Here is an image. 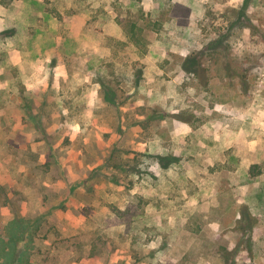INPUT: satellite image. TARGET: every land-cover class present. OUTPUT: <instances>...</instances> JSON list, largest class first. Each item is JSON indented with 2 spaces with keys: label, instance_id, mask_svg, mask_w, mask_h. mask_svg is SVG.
<instances>
[{
  "label": "rangeland",
  "instance_id": "374dc122",
  "mask_svg": "<svg viewBox=\"0 0 264 264\" xmlns=\"http://www.w3.org/2000/svg\"><path fill=\"white\" fill-rule=\"evenodd\" d=\"M0 138V264H264V0H0Z\"/></svg>",
  "mask_w": 264,
  "mask_h": 264
},
{
  "label": "crops",
  "instance_id": "0c3cea01",
  "mask_svg": "<svg viewBox=\"0 0 264 264\" xmlns=\"http://www.w3.org/2000/svg\"><path fill=\"white\" fill-rule=\"evenodd\" d=\"M9 125H13V127L16 129V126L18 125V128L20 129V133L22 134L21 136L24 137V142L22 143L17 137H5V141L6 143H12L14 147H16V150L14 149L15 152L13 151H7L4 153V156L6 158H4V161H6V164L3 166L5 167V171L9 172L8 169V164L10 163V161H14L16 158V153L21 151H24L25 149L28 148L29 143L33 144L36 143L37 147L40 149L41 147H52L53 151H56L58 149V147L60 148L59 144H53L50 140V137L53 135H56L57 132H59V130H66V128L68 127V124H41V129L43 131L42 135H39L38 137L33 136V134L31 132L27 133L24 130V125L22 124H9ZM14 129V130H15ZM1 141V138H0ZM9 144V145H10ZM18 145V146H17ZM18 147V148H17ZM55 153V152H52ZM3 164V163H2ZM15 165H17L18 163H14ZM20 168L22 169V165H20ZM23 170V169H22ZM20 171V170H19ZM24 171V170H23ZM6 176V178H4L5 180H3V183H7L8 185H10V181H11V175L10 174H4ZM25 203V202H24ZM28 205V204H27ZM26 209H29V207L27 206Z\"/></svg>",
  "mask_w": 264,
  "mask_h": 264
},
{
  "label": "trees",
  "instance_id": "16d2710c",
  "mask_svg": "<svg viewBox=\"0 0 264 264\" xmlns=\"http://www.w3.org/2000/svg\"><path fill=\"white\" fill-rule=\"evenodd\" d=\"M200 62L201 61L198 60V57H196V56H191L188 59V63L192 67H198V66H200L201 65ZM189 64H187L188 65L187 67H188V69H191L190 66H189ZM191 70H193V71L196 72V70H194L193 68ZM253 167L255 168L256 167V164H254L252 166V169H253ZM6 230L7 231H10V233L4 232L3 235H0V244L2 245L5 242L4 243L5 246L8 244V242H13L14 243L15 240H17V238L19 236H20V238L22 236H24L26 230L31 231V227H29L28 223H26V220L24 218L12 217L8 221V223L6 224ZM5 246H4V250H5ZM2 249H0V252H2ZM13 250H14V248H13ZM13 250H12V252L11 251H8V253H10V256L13 255V253H14ZM19 252H20V254L18 255V257L21 254H25L27 252V250L26 249H23V250H20ZM14 257H16V256H13V259H14Z\"/></svg>",
  "mask_w": 264,
  "mask_h": 264
}]
</instances>
